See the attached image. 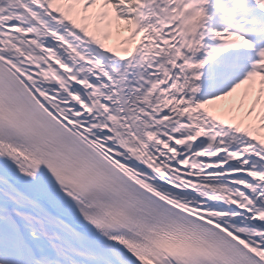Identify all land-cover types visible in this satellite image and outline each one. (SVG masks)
<instances>
[{"label":"snow or ice","instance_id":"snow-or-ice-1","mask_svg":"<svg viewBox=\"0 0 264 264\" xmlns=\"http://www.w3.org/2000/svg\"><path fill=\"white\" fill-rule=\"evenodd\" d=\"M0 264H264V0H0Z\"/></svg>","mask_w":264,"mask_h":264}]
</instances>
